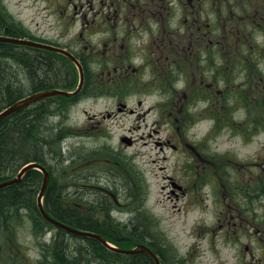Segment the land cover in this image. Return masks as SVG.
Masks as SVG:
<instances>
[{"label": "flooded vegetation", "instance_id": "af4514ba", "mask_svg": "<svg viewBox=\"0 0 264 264\" xmlns=\"http://www.w3.org/2000/svg\"><path fill=\"white\" fill-rule=\"evenodd\" d=\"M62 1V12H70L66 22L80 25L83 46L79 52L69 44L56 45L72 51L86 74L85 61L99 64L92 74L106 84L95 85L92 93L116 99V108L104 117L138 113L151 86L164 94L147 109L191 106L202 96L211 124L193 144L183 141L191 147V169L185 182L169 176L177 189L170 192L180 196L191 191L197 202L200 189L210 187L213 220L196 221L198 230L212 237L210 243L230 242L254 256L253 245L243 239L264 234V146L253 150L250 159L231 149L232 144L223 148L219 138L244 143L264 131V0ZM181 78L183 83L175 86ZM17 183L0 187V242H9V233L22 221L23 192L17 200L7 196Z\"/></svg>", "mask_w": 264, "mask_h": 264}, {"label": "rangeland", "instance_id": "374dc122", "mask_svg": "<svg viewBox=\"0 0 264 264\" xmlns=\"http://www.w3.org/2000/svg\"><path fill=\"white\" fill-rule=\"evenodd\" d=\"M4 4L15 21L23 27L22 32H26V36L22 38L51 44H69L70 49L81 51L83 45L79 39L80 25L66 22L70 12H62V0H4ZM91 41L97 45L94 36ZM21 51L23 55L26 52L24 49ZM28 51L29 54H36V57L42 55L39 51ZM44 56L51 58L52 54ZM86 62L90 85L83 95L69 100L60 96L43 99V105H46L48 111L44 115L43 132L45 128L46 132L52 134L59 132V143L55 145L58 152L51 154L49 159L52 162L51 180L56 179L57 184L65 186L67 190L63 202L94 213L100 219L106 217L105 213L123 222H130L133 217L147 234L156 239L157 246L164 252V264H264V234H258L257 238L243 239L244 243L253 245L255 251L254 256H251L244 247L239 250L230 242L225 245L210 243L208 238L212 237H205L204 232L200 233L196 221L207 223L213 220L210 187L200 189L199 197L202 199L199 205H196L198 201L192 203L191 191L178 197L170 192L172 187L169 176L185 182L182 178L191 169L188 164L191 160V147H186L187 142L183 141L196 142V137L211 124L209 118H205L209 115L206 113L207 104L201 100L202 96L198 95L191 106L147 109L154 100L161 101L164 94L154 92L157 89L151 86L146 96L147 104L144 109H138V113L127 112L113 118L104 117V114L116 108V99L92 93V87L106 83H100V77L92 74L93 71H99V64L89 62L88 66ZM7 63L8 67L2 72L5 78L2 80L11 79V84L16 86L18 81L14 76L18 74L19 82L24 84L23 88H30L32 82L27 79L25 67L13 59H9ZM66 63L74 71L77 81L76 66L74 63ZM147 78L148 74H145L143 79L147 81ZM180 83H183L182 78L176 79L173 84L178 87ZM31 93L33 92L28 91L27 94ZM40 102L29 106L35 107ZM128 102L134 103L135 99H129ZM5 107L6 104L2 105L0 111ZM38 109L40 105L35 111ZM125 135L133 139L131 144L121 140ZM219 142L223 148L232 144L231 149L252 159L253 150L259 148L261 143L264 146V131L244 143L236 137L230 140L220 137ZM207 143L209 146L213 145V141ZM16 169L3 178L15 176L21 168ZM84 184L109 187L118 195L120 204H116L103 191ZM141 198L142 205L139 204ZM105 199L111 205L106 212L98 204L90 206L92 201L105 202ZM35 200L37 204V195ZM205 204L209 206L205 208ZM16 216L15 211L14 217ZM19 216L22 221L14 232L9 233V242L8 238L6 242L1 241L4 243L0 246L2 263L57 264L53 237L57 233L56 229L51 227L43 236L38 235L25 203L24 211ZM64 238L70 244V256H84V253L75 252L86 247L84 239L70 232L65 233ZM260 243L261 247H258L257 244ZM129 245L134 246H126ZM80 246L82 247L79 248Z\"/></svg>", "mask_w": 264, "mask_h": 264}, {"label": "trees", "instance_id": "16d2710c", "mask_svg": "<svg viewBox=\"0 0 264 264\" xmlns=\"http://www.w3.org/2000/svg\"><path fill=\"white\" fill-rule=\"evenodd\" d=\"M22 28L21 24L15 21L14 17L8 12L4 0H0V34L25 37L26 32L24 30L22 32ZM22 49L26 51L24 55L21 54ZM28 50L39 51L42 55L36 57V54H29ZM46 54H52L51 58L44 56ZM54 57L56 60H54ZM9 59H13L25 67L27 79L32 82L30 88H23L24 84L19 82L18 74L14 76L18 81L16 86L11 84V79L9 81L2 80L5 78L2 72H5L8 67L7 61ZM66 61L70 65L72 64L68 58L49 50L12 42H0V107L17 101L27 95L28 91L35 92L49 87H73L76 84V75ZM88 85H90V82L86 79L85 90ZM64 99L67 100L68 98ZM43 102L44 100L35 104V107L29 105L23 107L0 122V181L6 179L3 178L6 174L32 161L41 162L49 171L52 170V162L49 157L52 156L51 154L58 152L55 145L59 143V132L52 134L46 132V128L43 132L44 115L48 113ZM36 105H40L38 111H35L38 107ZM47 130H49L48 127ZM42 177L43 174L40 170L35 168L28 170L22 181L9 189L7 196L10 201L11 198L17 200L18 192H23L21 199H23L25 207L29 209V215H31L38 235L43 236L51 227L56 229L58 234H54L53 237L54 243H56L54 258L57 264H96L97 262L99 264H155L153 258L143 251L123 254L108 249L97 239L75 234L74 236L86 241V247L82 249V246H80L81 249L75 251L76 253H84V256L78 257V254L70 256L68 253L70 244L64 238L65 233L68 232L64 228L54 226L47 221L35 203L38 189L42 185ZM66 195V187L58 185L57 180L52 179L44 199L46 209L50 214L79 229L106 234L110 240L122 248H130V245L128 247L126 245L136 244L135 242L147 244L159 255L162 264H164V252L157 246L156 239L147 234L148 232L133 217L130 218V222H123L111 218L105 213L106 217L100 219L94 213L82 211L72 205H66L63 202ZM139 200V204L142 205V198ZM109 203L106 199L105 202L96 201L94 203L92 201L90 206L98 204L106 212L110 210L111 205ZM105 225L108 227H105ZM42 243L46 242L42 241ZM42 246L46 247L45 245ZM68 259H72V261L69 262Z\"/></svg>", "mask_w": 264, "mask_h": 264}, {"label": "water", "instance_id": "95a60500", "mask_svg": "<svg viewBox=\"0 0 264 264\" xmlns=\"http://www.w3.org/2000/svg\"><path fill=\"white\" fill-rule=\"evenodd\" d=\"M0 41L2 42H13V43H17V44H23V45H30V46H34V47H40V48H46L49 50H53L56 52H60L65 54L66 56H68L71 60H73L78 68H79V73H80V78H79V82L77 87L74 90H67V89H62V88H50V89H45V90H40L38 92L29 94L19 100H17L16 102L12 103L11 105L7 106L5 109H3L0 112V121H2L6 116H8L9 114L13 113L14 111L19 110L20 108L38 101L40 99H43L45 97L48 96H52V95H61V96H66V97H70V96H74L76 94H78L84 84V72H83V68L81 63L78 61V59L68 50L61 48V47H57L54 45H50V44H46V43H42L39 41H35V40H31L28 38H21V37H13V36H5V35H0ZM123 141H125L126 143L130 144L131 140L127 137H123L122 138ZM31 168H36L39 169L43 172V182H42V187L41 190L38 194L37 197V203L39 206V209L42 213V215L51 223H53L56 226L62 227L65 230L74 233V234H78V235H82V236H86V237H93L96 238L98 240H100L102 243H104L107 247H109L112 250H116L118 252L121 253H134V252H139V251H143L145 253H147L149 256H151L153 258V260L155 261L156 264H161L160 260L157 256L156 253H154L148 246L144 245V244H137L135 247L133 248H119V247H114L111 244L108 243L106 237H104L103 235L96 233V232H91L88 230H84V229H79L76 227H73L67 223H64L62 221H60L59 219L55 218L54 216L50 215L43 204V197L46 193V190L48 188V184L50 182V172L48 171V169L46 168L45 165H43L42 163L39 162H29L27 163L24 167H22V169L19 171L18 175L16 178L9 180L7 182L1 183V186L10 184V183H17L22 176Z\"/></svg>", "mask_w": 264, "mask_h": 264}]
</instances>
